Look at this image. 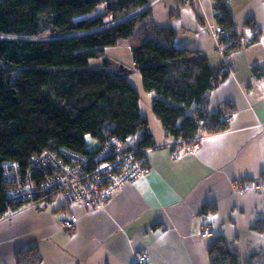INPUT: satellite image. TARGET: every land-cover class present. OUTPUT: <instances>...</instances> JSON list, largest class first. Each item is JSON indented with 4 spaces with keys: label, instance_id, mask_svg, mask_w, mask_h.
<instances>
[{
    "label": "crops",
    "instance_id": "obj_1",
    "mask_svg": "<svg viewBox=\"0 0 264 264\" xmlns=\"http://www.w3.org/2000/svg\"><path fill=\"white\" fill-rule=\"evenodd\" d=\"M147 1L154 23L175 32L178 48L206 54L216 74L229 64L209 92L207 110L230 113V120L222 130L200 131L197 144L178 149L175 158L173 138L151 108L154 94L143 88L133 60L123 59L120 50L129 46H109L108 60L130 69L154 140L145 150L150 172L124 182L103 209L86 211L56 195L9 211L0 219V264H134L138 251L148 264H209L217 236L245 264H264V232L253 229L264 220V186L249 185L264 176V0ZM224 4L241 37L247 21L258 29L253 41L243 36L227 55L209 29ZM71 214L76 226L65 231L60 221ZM202 226L211 232L199 234Z\"/></svg>",
    "mask_w": 264,
    "mask_h": 264
},
{
    "label": "trees",
    "instance_id": "obj_2",
    "mask_svg": "<svg viewBox=\"0 0 264 264\" xmlns=\"http://www.w3.org/2000/svg\"><path fill=\"white\" fill-rule=\"evenodd\" d=\"M147 2L0 0V219L24 204L8 197L6 161H16L25 174L34 154L62 149L90 154L115 137L147 165L145 150L154 140L127 74L105 57L108 46H129L143 88L154 94L152 111L173 138L172 151L186 148L200 131L226 127L220 112L207 110L210 90L227 73L224 67L216 74L206 54L178 48L175 32L158 27L149 8L118 21ZM219 11L217 25L229 33L227 55L240 39L225 4ZM98 57L105 59L103 67L89 68L90 58ZM88 136L99 141L97 149L87 148ZM253 229L264 232V220ZM207 253L209 264H245L221 236Z\"/></svg>",
    "mask_w": 264,
    "mask_h": 264
},
{
    "label": "built area",
    "instance_id": "obj_3",
    "mask_svg": "<svg viewBox=\"0 0 264 264\" xmlns=\"http://www.w3.org/2000/svg\"><path fill=\"white\" fill-rule=\"evenodd\" d=\"M183 1L190 4L194 0ZM211 30L217 35L219 51L223 52V44L229 38L228 31L219 25L211 27ZM253 32L256 34L257 28H253ZM223 118L228 122L231 116L226 113ZM197 139L190 145L195 146ZM172 152L173 155H180L177 147ZM141 164L143 163L139 164L137 161L135 151L128 150L125 142L112 137L90 154H77L64 149L60 153L47 151L39 155L34 154L25 174L21 172L16 161L4 162L3 169L5 179L9 183L7 194L12 201L34 204L39 200L61 195L66 203L78 202L86 211H94L103 208L124 182L141 175V172L149 171L150 168L146 164ZM249 185L255 188L263 187L264 176L260 177V182H252ZM245 189V186H240L237 191L241 194ZM60 226L66 231L73 230L76 219H63ZM210 232L207 226L198 230L201 235ZM134 264H148L145 252L135 253Z\"/></svg>",
    "mask_w": 264,
    "mask_h": 264
},
{
    "label": "rangeland",
    "instance_id": "obj_4",
    "mask_svg": "<svg viewBox=\"0 0 264 264\" xmlns=\"http://www.w3.org/2000/svg\"><path fill=\"white\" fill-rule=\"evenodd\" d=\"M194 2V1H193ZM144 6V5H143ZM103 7H104V4L103 3H101V4H99L98 5V10H99V12H102L103 11ZM140 8V7H139ZM138 8V9H139ZM148 8V7H147ZM220 12V11H219ZM217 13L216 15H219L220 13ZM232 16V15H231ZM111 24H114V22H112ZM236 24V23H235ZM246 27H247V30L245 31V33L243 34V36L245 37V38H247L249 41H253L254 39H255V34H254V32H253V25L250 23V24H248V25H246ZM210 29V32H211V34L216 38L217 37V35L215 34V33H212V30H211V27L209 28ZM238 34V33H237ZM243 36L241 37L239 34H238V37H239V39H240V41L243 39ZM223 46H227V44L226 43H224L223 44ZM109 47V46H108ZM108 47H106L105 49H108ZM111 47V46H110ZM123 50H120L121 52H122V55H123V59L126 61V62H131V60H132V55H131V52H130V50H128V48H122ZM106 51V50H105ZM115 50H112V48L111 49H109V50H107V53H109V54H112L113 52H114ZM106 53V52H105ZM107 56L108 55H105V57L107 58ZM105 61V59L103 58V57H98V58H90V60H89V68H92V69H96V68H102L103 67V62ZM113 64V63H112ZM17 73V72H16ZM128 74V73H127ZM132 78H134V76L132 77ZM4 99H5V102L10 106V107H12L13 109H16V106H15V103L14 102H11L7 97H5L4 96ZM219 113V112H218ZM218 113H215V114H218ZM221 117H222V115H221ZM198 137V136H197ZM136 141H137V139L136 138H134V139H131V144L132 145H135V143H136ZM105 144V143H104ZM104 144H102L101 146H103ZM87 148H89V149H91V150H95V149H97L98 147H99V141L98 140H96L95 138H93V137H91V136H88V143H87ZM101 146H100V148H101ZM174 157L175 158H179L180 157V155H174ZM137 161L139 162V164H140V162H141V160L140 159H137ZM142 163V162H141ZM141 165H145V164H141ZM140 165V166H141ZM146 166H148V168H150V166L149 165H146ZM144 172V171H143ZM150 172V169H149V171L148 172H144V173H142L141 172V175H138V176H143V175H146L147 173H149ZM138 176H136V177H138ZM135 178V177H134ZM133 178V179H134ZM132 180V179H131ZM9 184V183H8ZM51 198V197H50ZM111 198V197H110ZM110 198L108 199V201L110 200ZM43 200H45V199H43ZM40 201V200H39ZM108 201L106 202V205L103 207V208H105L106 206H107V203H108ZM78 202H74V203H67V204H77ZM78 204H81V203H78ZM82 205V204H81ZM83 206V205H82ZM84 207V206H83ZM103 208H101V209H103ZM86 210V209H85ZM96 210H98V209H96ZM72 217H74L75 219H76V217L73 215V214H71L70 216H68V217H65V218H62L61 220H63V219H72ZM61 227V226H60ZM62 228V227H61ZM63 229V228H62ZM63 230H65V229H63ZM66 231V230H65Z\"/></svg>",
    "mask_w": 264,
    "mask_h": 264
},
{
    "label": "water",
    "instance_id": "obj_5",
    "mask_svg": "<svg viewBox=\"0 0 264 264\" xmlns=\"http://www.w3.org/2000/svg\"><path fill=\"white\" fill-rule=\"evenodd\" d=\"M148 7V4H146V5H144V6H142V7H140L139 9H136V10H134L133 12H131V13H129V14H127V15H125L123 18H121L120 20H118V21H123V20H126V19H128V18H131V17H133V16H136L138 13H140L141 11H143V10H145L146 8ZM106 26V25H105ZM115 66H118L123 72H125L126 74L130 71V69H126V68H124V66H122V65H118L117 63H113ZM225 71H228V69H224Z\"/></svg>",
    "mask_w": 264,
    "mask_h": 264
},
{
    "label": "clouds",
    "instance_id": "obj_6",
    "mask_svg": "<svg viewBox=\"0 0 264 264\" xmlns=\"http://www.w3.org/2000/svg\"><path fill=\"white\" fill-rule=\"evenodd\" d=\"M216 25H217V24H216ZM253 28H255V26H253ZM257 30H258V29H257ZM257 33H258V32H257ZM257 33H256V34H257ZM256 34H255V35H256ZM223 48H224V46H223ZM217 49H218V48H217ZM223 52H224V51H223ZM223 52H221V53H223ZM224 63H225V65H226V66H224V69H228V70H230V68H229V66H228L229 64H226V61H224ZM227 72H228V71H227ZM229 114H230V113H229ZM223 116H224V115H222L221 118L225 121V119L223 118Z\"/></svg>",
    "mask_w": 264,
    "mask_h": 264
}]
</instances>
